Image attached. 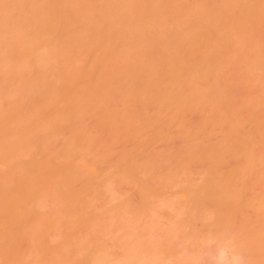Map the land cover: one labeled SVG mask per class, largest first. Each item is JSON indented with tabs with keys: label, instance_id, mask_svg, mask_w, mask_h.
I'll use <instances>...</instances> for the list:
<instances>
[{
	"label": "rangeland",
	"instance_id": "374dc122",
	"mask_svg": "<svg viewBox=\"0 0 264 264\" xmlns=\"http://www.w3.org/2000/svg\"><path fill=\"white\" fill-rule=\"evenodd\" d=\"M196 1H181V7L190 8ZM3 7L5 8L0 3V116L2 118H10L9 112H15L12 109L14 108L13 106H21L19 109L18 107L16 108V113L20 115L21 112H24L21 110L24 102L28 106L23 104V110H26L25 112L29 110L28 112H30V109H32V113H30H35L34 115L36 116L30 115V121H32L31 123L37 124L34 118H37L43 109L39 111L41 107H35V109L31 107H34L42 97V95L39 97L42 90L38 92L42 87L36 88L35 90V86H38L36 85L38 83L40 85L43 84L41 86L49 85V82L46 84L47 79L45 80L43 78L46 77V73L49 71L47 69H50L51 63L57 65L54 62L56 58L50 51L51 54L49 53L48 55L51 58L54 57V59L48 67L46 64L51 59L47 58V61L45 58L38 59L40 55L34 58L33 55L35 54L32 51L36 52L35 49L31 51L33 55H28L29 53L26 55L24 50H22L24 52L22 54V51L18 50L20 48H17L16 43H14V38L17 33L14 32V28L16 27L15 24L18 17L14 14L15 10L11 13V11L9 12V10H5ZM22 9L18 13L20 16L24 14V12L22 13L24 11ZM251 33L253 34V45L260 46L264 51L263 22L257 26H253ZM80 51H77L79 52L78 55ZM46 53L44 51V55H42L45 57L47 55ZM247 53V51L244 52L249 57V53ZM87 54L89 56L90 53L84 54L85 59L88 61L86 58ZM74 55L75 53L73 52L71 56ZM241 55V59L240 57L237 59L239 62L236 61L238 64L235 62L232 67L228 68L227 72L229 73L227 74L226 72L224 74L225 78H221L223 81L221 80L222 82L217 83V87L221 88L222 91L225 89L229 95V99L226 101L227 103L224 102L226 105L222 107L224 110L226 108L227 112L232 106L234 108L241 107L240 109L243 113L241 115L244 121L252 116H258L264 119V99L262 98L264 97V70L261 71L259 70L260 68L253 69L254 71L256 70L255 72L257 74H254L256 78L251 75L252 82L254 81L253 79H256L255 84L253 83L252 86L248 75L253 71L250 70L251 73L249 71L246 74L248 66H242L244 64L247 65L248 61L246 62V60L250 58L244 57L245 55L243 54ZM244 58L246 59L243 60ZM39 60L42 63L38 62ZM239 63H241V66ZM42 67L45 68L43 69ZM244 67L247 70L244 71ZM39 69L42 71H39ZM53 69L55 71V68ZM41 72L45 74L44 77ZM49 74L52 75L51 73ZM38 75L40 78L43 77V80L39 79ZM245 75L247 76L246 79H244ZM227 76L230 78H227ZM34 78H36V81ZM243 79L244 82L246 80V84H243L244 82L241 83ZM37 81L39 82L36 83ZM49 81H51L50 78ZM34 82L35 85L33 86ZM35 92H38L39 99L34 95L36 94ZM45 95L46 93L44 97ZM32 100L37 101L34 103ZM255 101L257 103L259 101L258 105L254 103ZM117 103H119L117 99L113 101L112 98H107L101 101L100 105L105 108L113 106L114 104L117 105ZM29 104H32V106ZM252 104L258 107L257 109L255 108V111L251 110L255 107ZM25 107H28V109ZM143 108L145 109L144 113L146 112L145 114H148L146 115L148 117L147 119L151 120L152 123V119L158 116L156 105L152 102L145 103ZM36 110L38 111L36 112ZM44 110L46 109L44 108ZM94 111L98 113L97 106L91 107L88 114L82 117V120L75 118V121H69L66 126L53 131V133L51 130L43 131V129H40L39 131L37 126L38 131H34V126L30 124L33 126L31 127L28 124L30 123L28 122V112L27 115L24 112L25 114H22L24 116L21 117L20 115L21 118L19 117L17 119L15 117L18 114L11 112L14 116L16 115L14 120H22L23 118L25 120L24 123L27 121L24 126L31 127L34 133L30 132L31 134H28L29 129H26L28 134L24 138L27 142H24L26 143V145L24 144L26 149L21 144V148L25 152L22 149L19 150L20 153L24 152L25 155L22 153L21 158L18 151L17 156H20L16 157L17 159L14 157L17 160H14V163L11 161L13 160V156L9 157L14 153L6 155L9 159L12 158L10 161L7 159L11 162L10 164H5L8 161L3 150L11 149L10 143L16 141L18 136L15 137L17 132L16 134L15 132L12 133V135L15 134L14 136H11L10 132L7 134L8 131L6 130L10 128L5 130V126L2 123V126H4L2 129L6 131L7 135H10L9 138L6 135L9 139L7 144L10 147L8 146L9 148L6 149V144L4 143L5 145L3 144V146L0 143V156L3 157V159L0 158V203L3 201L7 202V196L10 193L9 187L4 188L3 185L5 184L1 183V180L3 177L13 179L14 176L11 174L14 172L8 173V171L13 169L15 164L18 166L20 160L21 162H28L29 158L30 163L34 159L35 162H32L34 165L38 164V162L40 163L42 159L43 161L48 158L49 160L51 159L50 161L57 159L53 160L57 161L54 165L56 164L57 167L60 165L62 167L63 165V169L59 168L60 170H69L68 172L72 173L73 176L74 174H77L79 177L81 176L78 180H76V177L72 181L75 182L73 185H70L72 183L69 178L71 177L73 179L71 174L66 180V182H69L68 184H65V180H57L60 185L64 182L62 189L67 186L68 188L70 187L81 192L85 191L83 188L86 184H89L90 189L86 192H81L85 193L83 196L84 199L81 200V196L76 201L75 207L77 204L79 205L76 209L80 208L79 210H81L80 205H83V209L80 211V213L82 212L81 215L76 217L78 219L80 218L79 222L73 219L76 214L71 217V214L74 215L75 213V211L72 213L74 210L72 208L70 214L72 222L70 219L68 221V223L71 222L72 224L70 223L68 226V224L60 223L62 220L60 222H53L55 220L51 221L54 218L56 219L58 211H67L69 209L67 199L65 200L66 195L63 197L65 191L63 190V192L60 188L58 190L57 187L59 185L55 181L56 178L54 180H52L53 178L50 180L47 179L45 182L44 187L46 188L43 187L42 189H45L48 194H46V191L43 193L42 189H39L40 192L37 195L34 194L42 184L40 186L39 184L37 186L35 185L37 188L35 187V189L33 187L35 189H33V194L35 195L33 197L36 200L32 197V200H34V203L32 202L33 205L27 203L30 206L37 205V207H34L36 211L34 210L33 212L34 227L29 230L31 233L28 232L27 234L25 231L22 232L23 235L25 234L23 238L19 236L15 240L13 234L12 237L9 236L0 242V264H11L16 254L31 258L34 264H51V261L54 259L53 264L55 262L69 264L70 262L77 261L81 264H264V258L255 245L260 235L259 232L262 229L260 227L264 225V149L253 148L256 149L253 150L251 148L252 151L251 149L249 150L251 151L249 152L250 154L255 151L254 155H250L252 159L249 157L244 158L246 149L249 148H244L245 151H243V148L235 146L237 148L236 151L232 144L238 138L239 134L235 133V135L233 132L231 134L227 127L225 130L223 129L222 133V130L218 127L216 130H221L220 133L215 134L216 136L213 135L212 133H215L213 132L215 128L206 122L207 120H204L205 117L199 109L191 110V112L187 111L180 116V124L176 128H172L169 122L170 116L164 112L161 116L162 118L157 117L158 122L154 119L155 122L153 121L152 124H155L152 125L151 129H146L147 127H145L146 130H140L143 129L142 127L138 130L135 127L128 130L122 129L123 131H117L110 126L100 125L96 117L98 114H94ZM239 111L236 110V112ZM45 113L48 114L49 112ZM253 113L256 115H253ZM6 114L9 117H6ZM11 117L13 119V116ZM40 120L42 121L43 119L40 118ZM2 121L3 119H1ZM13 122L17 124V121ZM18 124L20 128L24 127L20 126V124L23 125V120L22 123L19 121ZM11 125L7 127L12 128L13 125ZM79 125H82L86 129H79ZM19 130L25 132L23 131L25 128ZM196 130L199 131L200 136H207L205 140L200 138L198 140L199 144H196L193 143L190 136L184 139V134L187 137L192 132V134L197 133ZM0 131L2 130L0 129ZM224 131H228L229 133H224ZM81 133H87L85 135H88V137L85 135L83 137ZM3 134L5 135V133ZM208 137L214 141L213 143L216 141H219V143L216 142L213 144ZM207 138L208 141L206 140ZM10 140L12 141L10 142ZM203 141L209 147L206 148L204 146L205 142ZM220 141L222 143L225 142L224 145ZM228 142L229 145L227 144ZM211 144H213V147ZM217 144L223 147L218 148L219 146ZM1 146H3V150ZM204 148L206 150H212L213 148L214 151V148L221 149L223 156L220 155L221 153L219 154L221 151L216 150L215 156L217 159L214 156L213 159L211 156L215 154L214 151L212 150L214 154L212 151H208L210 154L204 155V151L207 154ZM8 151L13 152V149ZM241 152L244 155L241 156ZM65 153L73 157L70 159L68 158L69 156L67 157L69 159L66 162L67 164L65 163ZM232 154L235 156L238 155L240 158L237 160V158L232 157ZM23 156L27 157L24 159ZM221 156L222 158H220ZM254 156L256 160H253ZM4 158L6 162H3ZM246 158L251 159V162L246 160ZM27 162L24 164L27 165ZM5 172L6 174H4ZM8 174L11 175V178ZM53 181L55 182L53 183ZM86 186L88 187V185ZM55 189L61 193L59 192V194L57 193L55 195ZM41 193L45 194L42 199L41 197L43 196ZM38 194L41 195L39 196ZM36 197H40L41 202ZM35 201L39 203L36 204ZM73 205L71 204L70 206ZM66 218L64 217V219L68 220V217ZM7 219L6 214H0L1 221H6ZM78 224L80 228L76 229L78 228ZM69 227L73 230H70ZM70 231L72 232L70 233Z\"/></svg>",
	"mask_w": 264,
	"mask_h": 264
},
{
	"label": "bare ground",
	"instance_id": "6f19581e",
	"mask_svg": "<svg viewBox=\"0 0 264 264\" xmlns=\"http://www.w3.org/2000/svg\"><path fill=\"white\" fill-rule=\"evenodd\" d=\"M181 1L184 2V0H1L0 3H2V6H5V8H3L5 10H9V12L11 11V13L15 10V13H13L16 17H18V19H16V27L14 28V32H17L14 38V43H16L17 48H20L18 50H24L26 55L27 53H29L28 55L35 54L33 55L34 58H37V56L40 55L38 59H51V61H48V64H46L47 62L45 63L47 66L55 57L56 59L54 62L58 65L57 68L55 63H51L53 66L50 64V69H47L49 71L46 73V77H44V71L43 73L41 72L44 77L42 78L45 80L47 79L46 84L49 82V85L41 86L43 84L40 85V83H38L39 81L36 82L38 83L36 84L38 86H35V90L36 88L42 87L38 91L40 92L42 90L39 96L41 97L42 95V99H39L38 92H35L36 94L34 95H36L39 99V104L37 105V102L34 107L31 108L35 109V107H41L39 111H41V109L43 110L41 111L42 113H37L39 115L37 118H34L37 124L31 123L32 121H30V115L36 116L34 115L35 113L31 114L32 109H30L31 113L28 112L29 110L27 111L29 113V126H34V131H38L39 128V131L40 129H43V131L51 130L53 133V131L66 126L69 121L71 122V120L73 121L75 118L82 120V117L88 114L91 107L97 106L98 113L94 111V114H98L96 117L100 125L110 126L117 131L122 129L128 130L135 127H137L138 130L142 127L143 129L140 130H144L145 127H147L146 129H151L152 125L155 124H152L154 119L157 121V117H161L164 112L169 114V122L172 128H176L180 124V116L187 111L191 112V110L199 109L205 117L204 120H207L206 122L213 125L215 128L213 130L215 133H212L213 135H217V133H220L221 130L223 133V129L225 130L226 127L228 131L230 130V133L233 132V134H239L238 138L236 137L237 139H235L232 144L234 147L236 146L243 149L249 148L246 149V155L244 158H251L252 156L250 155L255 154V151L251 154L249 153L253 148L264 149V119H261L258 116H252L248 120L245 119L244 121L241 115L243 114L240 109L241 107H235L236 109L234 106H232L233 108L228 107L229 109H227L229 111L232 109L230 113L229 111L227 112L226 108L224 110L222 106L226 105L224 102L229 99V95L225 89V91H222L221 88L217 87V83L222 80L221 78H225L224 74H226L227 69L232 67V65L238 61L237 59L242 56L241 54L245 55V51L249 53V57H247L248 55H245L244 57L250 59L246 60V62L248 61L247 65L244 64L242 66H248L246 74H248L250 70L253 71V74L250 71L251 74L248 75L250 81L252 79L251 75L254 77V74H257V72H255L256 70L254 71L253 69L260 68L259 70H264V51L260 46L257 45V47L253 45V34L251 33L253 26H257L262 22L264 24V0H221L220 2L219 0H197L190 6V8L181 7ZM23 7L24 9H22ZM21 9L24 10L22 11L24 14H21L20 16L18 13L21 12ZM28 49L30 50L29 52ZM32 49H35L36 52L32 51ZM78 50H81L79 55V52H77ZM44 51L45 53L49 51L46 53L47 55L52 52L54 57L51 58L50 55L46 57V54L44 57ZM24 52L22 51V54ZM73 52L75 53V57L71 56ZM86 53H90V57L88 54V57L86 56L88 61L85 59L84 54ZM83 56L85 60L83 59ZM38 62L42 63L40 60ZM38 62L37 64H39ZM240 64L241 63H239V65ZM245 67L244 71L247 70ZM53 68H55V71ZM39 71L42 70L39 69ZM228 73L229 72H227V74ZM228 76L227 78H230ZM47 77H49L51 81H49V78ZM246 77L247 76L245 75L244 79H246ZM42 78L39 77V79ZM35 79L36 78H34V80ZM244 79L241 83L244 82ZM253 80V82L251 81L252 86L253 83L255 84L256 79ZM245 82L243 84H246ZM235 84L237 83L235 82ZM34 85L35 82L33 83V86ZM44 89H48V91L46 92ZM45 93L46 95L44 97ZM107 98H112L113 101L117 99L119 103H117V105L114 104L113 106L104 108L100 105V103ZM262 98L264 99V97ZM36 101H34V103ZM150 102L156 105L158 113L156 118H151L152 123L151 120L147 119L148 117H146V115L148 114H145L146 112L144 113L145 109L143 108L145 103ZM254 103L258 105L259 101L258 103L256 101ZM23 104L25 103L23 102ZM23 104L21 110L25 112L26 110H23ZM255 104H252L255 106L254 109H251L252 111H255V108H258ZM25 106H28L27 103ZM30 106H32V104ZM13 107L14 108L11 106L15 112H11H13V114H18L17 116L15 115L16 117L11 112H9L10 118H2L0 116L1 119H3L2 122L0 119V129L2 130L0 131V136H5H1L0 143L1 145L5 143L7 146H5L6 149L9 148L10 146L7 143L10 135L7 134L10 132L11 136H14L17 132L15 137L18 136V139L14 142L12 141L13 139L10 140V142L12 141L10 145L13 152L8 151L11 149L3 150V146L5 144L1 146V149L5 153V157L8 154L14 153L9 156H13V160L11 161L14 163V160L17 159L16 157H19L22 153L25 155L24 149L21 148V144L22 147H24V144L26 145L27 143L24 139L25 135L34 133V131L31 127L29 128V126H27L28 124L26 125L27 127L24 126L27 121L24 123L25 120L23 118V125L20 124V126L24 127H19L18 123L19 121L22 123V120H14V117L17 119L20 115L23 117L24 115L22 116V114L26 113L27 115L28 113L21 112L19 115V113H16V108L18 106ZM20 107H18V109ZM25 108L28 109V107ZM44 108L46 110H44ZM236 110H240V113L236 112ZM37 111L38 110H36V112ZM43 111L49 113L47 114ZM6 113H8V111H6ZM49 114L51 115L49 116ZM253 115L256 114L253 113ZM11 116H13V119H11ZM6 117H9V115L6 114ZM43 117L45 118L44 122ZM40 118L43 120L41 121ZM8 119L13 125L12 128L7 127L11 125ZM4 121H8L7 123L9 124L7 125ZM13 121H17V124ZM2 123L6 128L2 126ZM81 126H78L79 129L84 128ZM3 127L5 130L10 128L6 130L8 131L7 134L6 131L2 129ZM218 127L221 129L220 131L216 130ZM22 128H25V130H23L25 132L19 130ZM26 129H29L28 134ZM85 129L86 128L83 130ZM196 131L197 133L194 131V134H192V132L190 135L188 134L187 137L185 136L186 134H184V139L190 136L193 143L196 144H199L198 140L200 138L205 140V137L207 136H200L199 131ZM228 131H224V133H229ZM14 132L15 134L12 135ZM18 132L20 133L18 134ZM21 132L22 135L24 134L23 136L21 135ZM3 133H5V135ZM81 134L83 136L87 133ZM85 136L88 137V135ZM4 138H7L8 140ZM208 138L206 139L207 141ZM4 140L5 142H3ZM210 142L213 143L214 141L210 139ZM216 142L219 143V141ZM224 143L222 144L224 145ZM204 144L206 148L209 147L206 145V142ZM207 144L209 143L207 142ZM213 144H211L212 147ZM227 144L229 145V142ZM217 145L219 146V144ZM222 147L220 145L218 148ZM236 147L234 149L237 151ZM24 148L26 149V147ZM20 149L24 152L21 151L22 153H20ZM214 149L215 151L212 148L214 153L216 150L221 151V149ZM250 149L251 151H249ZM212 150H206L207 154L204 151V155H209L210 153L208 151L211 152ZM243 151H245V149ZM6 152L8 153L6 154ZM17 152L20 154L19 156H17ZM219 154L222 155V151L219 152ZM65 155V163L70 158H73L67 153H65ZM215 155L216 153L212 155L211 158H213V156L216 158ZM238 155H236V157L232 154V157H235L238 160L240 158ZM242 155H244L243 152H241V156ZM222 156L220 158H222ZM14 157L16 159H14ZM26 157H24V159ZM0 158L3 159L2 156H0ZM241 158L244 160L243 157ZM247 158L246 160L248 161L252 159L251 158L249 160ZM7 159H9L8 156L6 157V160ZM6 160L4 158L3 162H6ZM46 160L43 161L42 159L40 163L37 161L38 164L35 163L37 166L32 163L35 162L34 159L30 163L29 158V164L27 161L21 162L20 160L18 162V166L15 164L14 168L8 171V173L14 172L11 174L14 176H12L13 179L11 178V175L8 174L11 179L3 177L1 180V183L5 184L3 185L4 188L7 186L9 187L10 193L7 196V202L3 201L0 203V214H6V217H8L6 221L0 220V242L9 236L12 237L13 234V238L16 240L19 236L20 238H23L25 234L23 235L22 232L24 231L27 234L28 232L31 233L29 230L34 227L33 212L34 210L36 211L34 207H37V205L32 206L34 200H36L33 196H35L34 194L37 195V193L40 192L39 189L41 190L44 187L47 179L50 180L53 178L52 180H54L56 178V183L61 186L57 187L59 190V188L62 189L64 182L65 184L69 183L66 182V180L70 174L73 176L72 173L68 172L69 170L64 171L59 169H63V165L62 167L61 165L59 167H57L56 164L54 165L57 161L53 160L57 159H53V162L50 161L51 159L49 160V158ZM253 160H256L255 156ZM9 161L5 164H10L11 162ZM58 161L60 160L58 159ZM26 162L27 165L24 164ZM4 174H6V172ZM75 175L77 174H74L73 179L71 177L69 178L72 183L70 185H73V183L75 184V182L72 181L76 179V177V180L81 178V176L79 177L78 175ZM57 180L65 181L62 182L63 184L60 182V185ZM55 181H53V183ZM37 184H39V186L40 184L42 185L37 188ZM49 184H51V182ZM86 185H88V187ZM86 185L83 188L85 191L81 192H86L90 189L89 184ZM33 187L38 189L37 192L35 191L36 193L34 192L36 188L34 189ZM63 188L64 189H62V191H65L63 197L66 195L65 200L67 199L66 201L69 209L67 211H58L56 219L54 218L51 221L55 220L53 222H60L62 220L60 223H65L69 226L72 222V218H70L72 208L74 209L72 213H74V211L75 213L74 215L71 214V217L76 214L73 219L75 221L78 220V222L80 220V218L78 219L76 217L81 215L82 212L80 213V211L83 209V205H80L81 210H79L80 208L76 209L79 205L77 204L75 207V204L77 199H80L81 196V200L84 199L83 196L85 193L78 192V190L76 191L73 188L72 190L67 186ZM55 190H53L56 192H54L55 195L57 193L59 194L60 191L57 192V189ZM42 191L44 193L46 190L42 189ZM41 194L38 195L40 196ZM46 194H48V192ZM44 195L45 194H42L43 197H41V199L44 198ZM32 197L34 200H32ZM71 200L75 202H72ZM27 203H31L32 205L30 206ZM38 203L36 202V204ZM69 204H72L73 206H70ZM64 217H68V220H66L67 218L64 219ZM69 219L71 222L68 223V221H70ZM79 226L80 225L78 224V228L76 229H79ZM260 228L262 229L261 231L259 229L260 235L258 236L255 245L264 258V225ZM71 229L72 228H70V230ZM26 230L28 231L26 232ZM71 232L72 231H70V233ZM53 261H51V264L54 263ZM11 264H34V261L29 257L16 254ZM55 264H60V262H55ZM69 264L81 263L77 261L70 262Z\"/></svg>",
	"mask_w": 264,
	"mask_h": 264
}]
</instances>
